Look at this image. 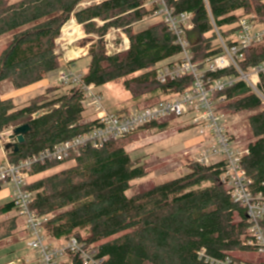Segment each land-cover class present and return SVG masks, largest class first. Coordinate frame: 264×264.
I'll list each match as a JSON object with an SVG mask.
<instances>
[{
	"label": "trees",
	"instance_id": "obj_1",
	"mask_svg": "<svg viewBox=\"0 0 264 264\" xmlns=\"http://www.w3.org/2000/svg\"><path fill=\"white\" fill-rule=\"evenodd\" d=\"M94 1L0 0V40L5 41L0 53V82L23 89L60 69L63 64L58 42L65 24L74 18L86 35L78 42L88 50L89 61L82 74L85 84L92 83L98 89L123 79L122 85L136 108L143 102L152 106L191 88L192 76L165 84L157 80V70L179 60L181 48L174 44L175 36L164 20L135 30L137 25L155 18L158 8L151 0ZM167 4L175 8L176 14L192 13L194 27L188 31L187 40L193 61L200 66L221 52L211 18L225 39L236 31L243 13L254 12L258 21H264L263 0H167ZM113 29L127 35L129 46L108 55L105 39ZM246 55L240 66L244 71L264 59V51L256 48ZM224 74L208 76L217 79ZM260 80L264 91V75ZM45 91L22 105L16 104L14 98L0 97V134L29 127L23 142L13 140L17 149L7 150L6 158L11 164L39 155L96 125V121L85 120V94L80 86H51ZM213 98L219 99L217 113H247L249 153L242 158V166L252 191L264 192L262 100L244 81L217 91ZM169 125L160 123L151 128L163 132ZM133 134L101 148L87 147L64 162L32 167V179L25 190L33 195L31 208L42 221L48 243L75 238L91 256L105 259L103 264H208L199 258L202 249L212 258L229 256L237 262H247L238 256L240 251L249 252L243 246L250 227L247 211L234 202L221 182L223 164L205 167L189 163V171L182 176L158 182L130 197L127 193L133 182L148 173L142 160L133 159L125 150L135 140ZM65 162L72 164L39 177ZM17 210L13 199L0 205V242L20 231L17 215L6 217ZM65 256L69 264H84L78 253L67 251Z\"/></svg>",
	"mask_w": 264,
	"mask_h": 264
},
{
	"label": "built area",
	"instance_id": "obj_2",
	"mask_svg": "<svg viewBox=\"0 0 264 264\" xmlns=\"http://www.w3.org/2000/svg\"><path fill=\"white\" fill-rule=\"evenodd\" d=\"M150 3H154L158 8L153 17L164 20L175 36L174 44L181 48L180 59L177 62L166 64L157 70V80L165 84L174 82L178 78L192 76L193 85L190 89L167 96L152 106L113 114L104 108L102 97L98 94L95 85L85 84L84 76L75 71L62 70L59 73L57 82L60 86H80L84 90L85 98L82 101L84 112L91 111L95 114L96 118L92 121H96V125L89 132L41 151L39 155L30 156L17 164L6 161L0 166V187L4 184L12 185L13 201L26 222L29 234L27 247L39 255L35 264H59L60 258L65 256L67 251L78 253L84 264H103L105 259L91 256L89 249H85L84 245L75 238H71L65 246H53L48 243V238L42 232V221L31 208L33 195L25 190L32 167L39 163L64 162L71 154L78 156L87 147L101 148L111 141L121 140L141 129H148L171 118H186L189 125L201 128L200 133L204 135V139L192 159L205 167L223 164L221 182L226 186L234 202L240 203L247 211L250 227L244 235L243 246L249 252L257 251L264 255L262 227L264 192L252 191L248 173L242 166V158L249 153V148L240 145L235 139V134L231 135L225 129L222 121L225 114L217 113L216 105L219 99L213 98V94L217 91L244 81L264 104V91L260 87V77L264 75V59L254 67H250L248 71L240 68L242 62L247 59L248 50L256 48L264 51V21H258L254 12L243 13L236 24V31L229 36V39H225L211 18L221 52L215 57L207 58L200 66L193 61L187 40L188 31L194 27L192 13L176 14L175 8L169 7L167 0H151ZM106 36L108 55L128 49L129 39L122 30L113 29ZM219 72L225 74L217 79L208 76ZM14 134V129L0 134L1 150L6 155V144L12 143ZM199 258L205 259L208 264H249L243 261L237 262L229 256L224 259L212 258L204 249L199 251ZM250 264L264 263L250 262Z\"/></svg>",
	"mask_w": 264,
	"mask_h": 264
},
{
	"label": "rangeland",
	"instance_id": "obj_3",
	"mask_svg": "<svg viewBox=\"0 0 264 264\" xmlns=\"http://www.w3.org/2000/svg\"><path fill=\"white\" fill-rule=\"evenodd\" d=\"M17 1L18 0H12V2ZM96 1L101 0H95L94 2ZM159 19L160 17L146 20L137 25L135 30L139 31L146 29L152 22H156ZM71 21L72 24H74V29L76 27L78 28V31H76L72 37H69V35L65 33L64 28ZM71 21L65 24L58 42L59 47L57 51L62 55V67L50 72L46 81L39 82L33 86L24 87L23 89L14 88L13 85L7 81L0 82V96H11L14 98L16 104H23L38 95L44 94L46 92L45 90L48 88L46 87L48 83H50L51 86L68 88L67 86H60L57 83V76L62 70L75 71L81 74L85 72L89 61L88 57H86L88 50L87 46H85V48L80 47L78 42L85 39L86 35L84 34L82 26L77 25L74 18L71 19ZM105 40L107 49V37ZM4 47L5 41L1 39L0 53ZM122 84L123 79H118L100 86V88L97 89L98 94L102 97L104 108L109 113H125L137 109L133 100H130V94L125 90ZM145 103L148 102H143L141 104L142 107L143 105L145 106ZM84 115L86 121L96 118L95 114L91 111ZM246 116V112L231 116L225 114L222 120L225 129L229 134H235V139H237V142H239L240 145H245L250 140L247 120L245 119ZM167 122L170 125L166 131L159 132L151 127L148 129H141V131H138L139 133L133 134L134 137L136 136L135 140L125 146L126 152H130L133 159H141L142 163L146 165L148 171L144 178L133 182V186L130 189L131 191L127 193L128 196L131 197L133 194L144 191V189L150 188L158 182L170 181V179L182 176V174L188 172L187 165L194 162L192 158L198 151L195 150L194 147L199 149L198 147L204 139V135H201L200 133L201 128L195 126L191 127L186 118H171L168 119L166 123ZM16 141H13V144L10 142L12 146H10V143L6 144L7 150H13ZM2 154L3 152L0 150V166L6 163V161H3V157L1 158ZM7 161L9 162V160ZM71 164V162H65V164L59 166L53 171L40 174L39 177L52 174L54 171L65 169V167H68ZM31 179L32 177H29L27 181H30ZM10 194H13L12 185L4 184L0 194V205L11 200V197H9ZM16 215L18 217L20 231L17 232L16 236L0 242V264H19L21 263L20 260L25 262L30 261V263L32 262V264H35L39 255L37 252H34V250L27 247L29 234L27 233L26 222H24V218L20 215L18 210L10 214L11 217H15ZM68 242L69 241H64L62 243L56 242L52 243V245L65 246ZM238 256L247 262L264 263V255L257 251H240L238 252ZM59 264H69L67 256L60 258Z\"/></svg>",
	"mask_w": 264,
	"mask_h": 264
},
{
	"label": "water",
	"instance_id": "obj_4",
	"mask_svg": "<svg viewBox=\"0 0 264 264\" xmlns=\"http://www.w3.org/2000/svg\"><path fill=\"white\" fill-rule=\"evenodd\" d=\"M29 127L28 125H24L22 127L15 128V134L13 138H16L17 142L21 143L24 141V135L28 131ZM17 144H15V149H17Z\"/></svg>",
	"mask_w": 264,
	"mask_h": 264
},
{
	"label": "crops",
	"instance_id": "obj_5",
	"mask_svg": "<svg viewBox=\"0 0 264 264\" xmlns=\"http://www.w3.org/2000/svg\"><path fill=\"white\" fill-rule=\"evenodd\" d=\"M62 63H63V60H62ZM50 73H48V75H49ZM47 75V76H48ZM59 75V74H58ZM47 78V77H46ZM47 79H45L44 81H46ZM44 81H42V82H44ZM58 83V82H57ZM46 87H51V85H50V83H48V85L46 86ZM48 89V88H47ZM1 98H3V99H7V98H10V97H3V96H0ZM11 98H13V97H11ZM20 105V104H19ZM22 105V104H21ZM248 144V142L245 144V145H243V146H246ZM10 146H12V145H10ZM194 149L195 150H197L195 147H194ZM1 150V149H0ZM2 152H3V154L1 155V158L2 159H4L3 161L5 162V161H7V158H6V154H5V152L3 151V150H1ZM188 171H189V169H188ZM1 192H2V186H1V188H0V194H1ZM9 197H11V200H12V198H13V196L10 194L9 195ZM6 217H11L10 216V214L9 215H7Z\"/></svg>",
	"mask_w": 264,
	"mask_h": 264
},
{
	"label": "bare ground",
	"instance_id": "obj_6",
	"mask_svg": "<svg viewBox=\"0 0 264 264\" xmlns=\"http://www.w3.org/2000/svg\"><path fill=\"white\" fill-rule=\"evenodd\" d=\"M74 24H72V21L71 22H69L68 24H67V26L64 28V30H65V33L66 34H68L69 35V37H72V35L73 34H75V32L76 31H78V28H76L75 27V29H74V26H73ZM72 26V27H71ZM69 27H71V28H69ZM75 30V31H74ZM69 32V33H68ZM67 35V36H68ZM63 36V35H62Z\"/></svg>",
	"mask_w": 264,
	"mask_h": 264
}]
</instances>
